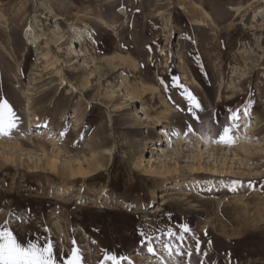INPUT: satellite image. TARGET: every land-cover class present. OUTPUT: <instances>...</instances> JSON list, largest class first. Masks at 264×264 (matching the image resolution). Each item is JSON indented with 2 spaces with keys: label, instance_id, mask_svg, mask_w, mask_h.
Here are the masks:
<instances>
[{
  "label": "rangeland",
  "instance_id": "obj_1",
  "mask_svg": "<svg viewBox=\"0 0 264 264\" xmlns=\"http://www.w3.org/2000/svg\"><path fill=\"white\" fill-rule=\"evenodd\" d=\"M4 103L0 232L22 248L264 264V0H0Z\"/></svg>",
  "mask_w": 264,
  "mask_h": 264
},
{
  "label": "snow or ice",
  "instance_id": "obj_2",
  "mask_svg": "<svg viewBox=\"0 0 264 264\" xmlns=\"http://www.w3.org/2000/svg\"><path fill=\"white\" fill-rule=\"evenodd\" d=\"M0 108L8 109L7 103L0 104ZM14 127L15 124L12 122H0V133L7 134V130ZM229 131L228 128H224L220 135L221 142H230ZM148 251L152 252V248H149ZM0 264H54L52 245L48 244L45 247L37 248L35 244H29L27 248H22L17 244L11 232H0ZM66 264H79L75 251Z\"/></svg>",
  "mask_w": 264,
  "mask_h": 264
},
{
  "label": "bare ground",
  "instance_id": "obj_3",
  "mask_svg": "<svg viewBox=\"0 0 264 264\" xmlns=\"http://www.w3.org/2000/svg\"><path fill=\"white\" fill-rule=\"evenodd\" d=\"M77 30L76 31H73L72 34L70 35V39L71 40L77 39L79 37H90V30L88 28H85V29H83L81 31H77ZM60 37L62 38L63 36L60 34ZM131 94H134L133 91L130 92L129 98H131L132 96H134V95H131ZM143 117L145 119H148V120H151L152 119L151 118V115L147 111H143ZM104 153H110V149L105 150ZM71 171L74 172L75 170L71 169ZM75 172H77V171H75ZM175 185H177V183ZM170 187H174V185L172 184Z\"/></svg>",
  "mask_w": 264,
  "mask_h": 264
}]
</instances>
